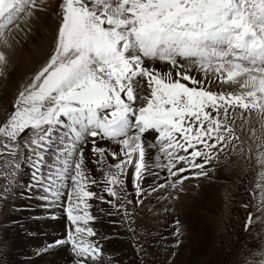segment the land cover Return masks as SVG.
I'll list each match as a JSON object with an SVG mask.
<instances>
[{"label": "bare ground", "instance_id": "obj_1", "mask_svg": "<svg viewBox=\"0 0 264 264\" xmlns=\"http://www.w3.org/2000/svg\"><path fill=\"white\" fill-rule=\"evenodd\" d=\"M70 1L75 2L74 0ZM83 1L91 2L90 0H78L77 4H81ZM150 1L151 0H148L147 4ZM50 2L51 0H41L40 4H35L38 9L35 8L33 10L40 11L42 9L40 13L43 14H40L42 18L38 19L37 28L33 30V37H27L28 42L23 44L21 36V38L17 40L19 41V43H16L17 45L12 42L11 45H8L6 50L0 48V62L7 61V57L5 56L6 52L9 56V60L13 58L16 65L18 63V72L27 69L33 62L40 60L43 55L44 47L40 44L41 38L54 33L57 29H62V34H66L72 39V52L80 59L75 74L71 75L69 78L73 79L75 77L76 85L87 92H96L97 89H99L101 91L99 95L101 96L100 98L99 96L97 97L100 99L98 104L112 101L114 105L118 106V109L115 107L110 108L107 115L116 120L117 123L113 124V128L117 131L114 132L113 129L107 128V132L105 133L107 137L105 138L99 135L92 140L88 137H84L82 141H80L84 133L79 132L80 127L75 124L72 118H83V115L72 114L70 117L63 116L59 119L58 124L60 127L57 125H50L47 129L38 133L39 136H42L45 132L49 131L47 136L40 137L43 141H46L48 138H54V141H50V143L44 145L46 146L45 151H47L44 154L46 158H48L44 159V161L49 162V165L45 163L42 164V168L48 172L51 171L53 175L48 176L49 180L42 187L47 189L48 193L41 192L38 195L34 194L33 198L34 188L29 186L23 187L21 195L26 196V200L31 201L24 203V200L19 198L22 204L20 208L8 214L7 219L9 222L5 224V228L9 229L13 236L11 257L14 258L10 264H57L56 260H58V263L70 264L71 262L65 254L66 251H63V248H66L65 245L60 244L61 247H57L59 243L57 239L59 234L60 237L63 234L64 237L67 235L65 239L67 238L68 248L77 247L74 255L69 248L71 255L75 258L78 256L84 259L86 254L82 251L83 248H94V246L99 244H105V237H98L96 234L97 231H100L97 226L99 224L101 225V218L107 217L112 213V209L110 208L111 204L107 205L109 206V211L105 214H97L95 210H88L89 206L93 204L94 201L89 198L90 195L86 196L84 192L90 191L93 193L95 188L92 189V187L99 188L100 186H104L109 192V189H112L114 185L118 183L122 185L127 178L126 175L129 170V168L127 169V165H131V168L134 169V173L136 174L141 170H147L150 165H153L155 167V175L153 178L151 175H148L143 180H138V182L136 180L134 181V186L135 182L136 184L140 183L139 192L136 191V193L143 196V194L148 191H154L157 186L156 193L148 195L145 205L147 203H154L153 197L155 195L157 199L167 201L163 199L165 193L162 187L164 185L160 186L159 183L163 184L169 174H182L181 171L185 164L188 165L187 163L190 162L192 164H190L191 167L197 166L199 161V154L197 155L192 152L193 146L189 143L180 141L182 135L180 130L178 131L179 128L177 124L179 121H184V118L181 116L183 115V117H185L187 115L188 124L184 127L185 129L188 125H194L195 133L198 131L197 134H201L203 130L199 132L201 129L197 126L198 117L203 108H206L205 104L208 100L218 104V112L227 111L226 116L229 112L235 111V107L238 105L242 106L240 110H246V106L257 108L258 105L264 101V75L259 76L258 74L260 71L257 72L258 74L240 73L242 69L234 62L227 64L220 63L217 65H204L198 61L183 63V61L180 60H184V58L181 54H178V52L177 54L172 52L171 58H174L172 60H168L170 57L151 58L141 54V52L136 49V39H134V35L139 32H147L151 30L154 25L158 24V22L163 21L184 24L187 25V29L199 27L202 33L199 39L203 37L222 41L228 39L235 45L237 42L241 41L237 37H233V33L235 32L250 34V37L255 35V33L260 34V30H255V27L251 25V19H247L248 17L244 16L243 13L238 12L237 17L233 18L234 13H229L225 10L219 13L217 12L218 7L209 4L203 8V14L200 15L199 10L196 15L195 10L193 13L194 16L191 18V16L186 13L188 8L183 4L184 9H182V12L184 13V17L181 18V20H178V18L174 19L175 16L171 12L167 13L169 16L166 15L162 20H158L159 15L163 14L166 10V7L162 6L163 2L153 3L154 0H152L151 6L148 7L150 4L147 5L140 0L137 5L138 9H133L126 14L125 11L121 12L117 9L113 2H104V4L93 2L94 6H87L83 2L82 6L73 8L69 0H67L60 5L63 17L59 18L55 14L48 13V10L52 11ZM44 8L46 11H43ZM160 8L162 12L157 15L155 19L156 12ZM201 8L202 7H200V9ZM18 16L5 27L11 25ZM140 19L142 24L139 22ZM23 20L26 21L27 18ZM131 21L133 22L131 23ZM166 28L167 25L163 27V32H167ZM39 30H41V32ZM20 47L25 48L19 50L18 48ZM128 54H131L132 57L130 58ZM167 62H172V64L169 65ZM261 70L264 72V69ZM139 72L141 74H139ZM15 73L17 74V72ZM129 73H131L130 77H124ZM14 78L16 77L14 76L12 80H14ZM244 79L249 80L247 88L243 86ZM190 80H196L197 84L192 85ZM217 80L220 82H217ZM223 80L227 82L224 84ZM238 86L243 87V89ZM8 89L9 87L7 88L6 85L2 87L1 92H5ZM185 91L188 93H185ZM221 91L235 93L223 97ZM247 95L254 101H246V103H244L242 97ZM191 96L198 104L197 110L190 108ZM176 97H180L179 99L182 104L177 101ZM237 98L243 101H237ZM231 105L232 107L228 112V108ZM85 111L90 112L89 110ZM248 113L257 117L260 115V112H255L253 109ZM259 119L264 120V118ZM226 120L229 119L227 118ZM155 123H161V125L164 126L161 128V132L154 128L147 127ZM63 127H66L68 130L63 132ZM257 128L264 132V124L263 126H257ZM57 129H60L59 131L61 132L59 133ZM72 129L76 132V142L71 139V136L73 137L74 135ZM141 129H145V131H141ZM152 133L155 134L156 141H158V144H155V148L153 142L148 139V136ZM158 134H160V137H158L160 139L157 138ZM30 135L31 134H28V136ZM204 136L208 138L207 134ZM211 136L215 138L213 135ZM173 138L174 140H172ZM161 139H163L164 144H166L165 141L169 142V140H171V142L180 145L181 148H183L181 154L167 153L160 149L159 143L162 141ZM89 140L90 142H88ZM156 141L154 140V142ZM136 147L139 149V156L135 165H132L133 159L131 158V154ZM165 147L164 145V148ZM54 151L56 152L53 153ZM63 151L71 152L72 155L76 156L75 161L81 169L80 173H82L83 170L86 172L88 169H91L95 177L92 185L88 174H84L81 176H85L84 178L80 177L78 179L80 173L75 172L76 170L72 168L70 161H67L68 156L62 154ZM143 156L146 157L145 160L144 158L142 159ZM150 156L152 160H148ZM171 158H179L180 160L177 164V161L175 162L171 160ZM193 160L194 163H192ZM36 165L33 166L35 167L34 175H32L30 171H25L27 184L30 182V178L40 174V169ZM50 166H52L53 169ZM163 166L167 169V172L159 169V167ZM191 167H189V171ZM119 171L121 174H119ZM69 172H72L70 176ZM57 174L60 176L55 177ZM185 175H187V173L184 174V176ZM210 175L211 174H209V176ZM169 180L172 181L171 178ZM142 183H144V185H141ZM167 184L168 183L165 185ZM209 184L210 183H208V185ZM90 185L91 187L89 188ZM136 187L137 186H135V188ZM211 188L209 187L204 193L202 192L203 194L201 193L199 198L193 199L191 202L188 201V198V202L184 199H179L177 202L175 201L176 203L174 205H176V208L168 209L166 214L165 211H161L160 216L163 215L162 217L166 220L164 229H166V231L179 229L180 232H183L184 226L181 225V222H183V220L186 221L189 216L187 221L189 227L192 229V234L198 235V222L203 221L202 219L205 214H211L216 205L214 196L217 191L214 189V185ZM53 190H58L59 193L61 192L62 194L69 195L65 202V208L70 225H68L67 222H63L64 215L61 214L62 212L60 210L64 206L63 199H61L59 193H55ZM175 193H177V191ZM81 196L83 200L80 199ZM85 198H87V200L90 199L89 201H91V203H86L84 200ZM45 202H49L48 206L50 208L45 215H41ZM51 202H53L52 205H50ZM197 202H202L201 204L208 203L210 206H205V208L203 206L204 204H200L199 208L195 206ZM105 203H111V200H107ZM27 205H32V210H25L24 207ZM100 206L101 205H99V207ZM161 207L162 206L158 209ZM105 210L103 211L105 212ZM175 210L176 212L174 213ZM26 213L30 214L31 226L22 221L23 217H25L23 215ZM146 214L150 215L152 211L149 210ZM59 219L61 223H58ZM148 219L151 220L149 217ZM152 220L151 222L155 221L154 219ZM31 227L33 228L32 247H24L25 244L22 245L20 238L21 236L24 239L26 238L24 232H29L31 235ZM46 227L49 231H46ZM108 230V233H110V231H115L114 228H108ZM197 235L196 237H198ZM54 240H56V243H54ZM202 240L203 239L200 238L201 247L204 243V240L203 242ZM150 257L154 258V255L150 254ZM101 262L102 261H99L98 264H101ZM183 263L182 261L178 262V264ZM102 264H112V262L108 260L103 261Z\"/></svg>", "mask_w": 264, "mask_h": 264}, {"label": "rangeland", "instance_id": "obj_2", "mask_svg": "<svg viewBox=\"0 0 264 264\" xmlns=\"http://www.w3.org/2000/svg\"><path fill=\"white\" fill-rule=\"evenodd\" d=\"M40 1L28 0L27 6H24L17 19L11 25L0 29L1 49L6 50L12 42L14 44L19 43L17 40L21 36L23 44L28 42L27 37L33 35V30L38 25V19L42 18V15H40L43 14L40 13L42 9L40 11L33 10L35 8L38 9L35 4H40ZM64 1L67 0H54V2L51 0L52 11L48 10V13L62 18L63 14L60 5ZM141 1L147 4L148 0ZM220 1L229 2L233 0H219L218 4L222 3V5L219 6L217 4V6H223L221 9L218 8L217 12L219 13L225 10L226 6L234 3L233 1V3L227 5L228 2H224L223 4ZM69 2L73 8L82 6L83 2L87 6H94L93 2L87 1H83L81 4H74L75 2L70 0ZM176 2L179 3L181 0H176ZM200 2L201 0L197 4ZM151 4L152 0L147 4L149 5L148 7ZM173 4H175V1L169 0L167 6H172ZM238 4L239 8L234 9L233 18H236L239 12L247 16L249 20L252 19L260 23L264 21L258 11L259 8L264 6V0H241ZM43 11H46V9L44 8ZM225 11L230 13L231 9ZM127 12H131V10L125 11L126 14ZM262 15L264 17V10L262 11ZM25 18H27L26 21L23 20ZM39 31L41 32V30ZM56 31L41 38L40 44L44 47L41 59L33 62L27 69L21 70L22 73L18 72V63L16 65L13 58L9 60L6 52L7 61L0 62V264H10L12 259H14L11 257L13 236L11 235V231L5 228V224L9 222L7 219L8 214L20 208L22 204L19 198H22L24 203L31 201L26 200V196L21 195L22 188L25 186L33 187V198L34 194L38 195L41 192L48 193V190L42 187L49 180L48 176L53 175V173L42 168L43 163L49 165V162L44 161V159H48L44 154L47 152L44 145L50 143V141H54V138H48L46 141H43L40 137L47 136L49 131L45 132L42 136H39L38 133L47 129L49 127L47 124L50 122H55L57 118L63 117V114L66 116L88 103L83 91L74 85L75 81L69 80L71 70L76 69L80 62V59L72 52V39L66 34H62V29H57ZM24 48L20 47L18 49L23 50ZM172 59L174 58L168 60ZM180 61L191 63L194 60ZM227 63L231 62L228 61L225 64ZM171 64L172 62L169 63V65ZM204 65L208 64L205 63ZM237 66L242 69L240 73L258 74L257 72L260 71L258 75H264L261 69L247 67L246 65L241 66L239 64ZM14 76L16 78L12 80ZM220 81L217 80V82ZM225 82L227 81L223 80L224 84ZM192 83L196 84V82ZM248 83L249 80L244 79V88H247ZM6 85L9 89L1 92L2 87ZM238 87L243 89V87ZM100 92L99 89L96 92H87L96 97L94 105L100 101L97 98L98 96L100 98ZM185 93L188 92L185 91ZM234 93L221 91L223 97L233 95ZM245 97H242L244 101L240 98L236 100L243 101L244 103L246 101H254L248 95ZM179 98L176 97L177 101L181 103ZM191 99L190 108L196 109L198 104L193 97ZM263 102L257 108L246 106V110H240L242 106L238 105L235 107V111L229 112L232 107L231 105L228 108L229 113L226 116L227 111L218 112V104L208 100L205 104L206 108H203L198 117L197 126L201 129L199 132H202V130L203 132L201 134L196 133L192 138L190 134L192 132L195 133V126L188 125L185 129L184 127L188 124L187 115L185 117L181 116L184 118V121L178 122V131L180 130L181 135L192 140L195 152L200 157L197 166L191 167V163L189 162L187 163L188 165L185 164L183 166L182 174H169L163 184L159 183L160 186L164 185L162 187L165 193L163 199L167 201L157 199L155 195L153 197L154 203H147L145 205L146 198H148L149 194L156 193L157 186L154 191H148L143 196L136 193V191L139 192L140 183L136 184L135 182V186H137L135 188L134 181L143 180L148 175H151L153 178L155 175V167L153 165H150L147 170L139 171V174L134 173L131 165H127V169L129 168L127 175L129 176L126 175L127 178L122 185L119 183L114 185L112 189H109V192L104 186H100L99 188L92 187V189L95 188L93 193L90 191L84 192L86 196L90 195L89 198L94 201L88 210H95L97 214H105L109 211V206L107 205L111 204L112 213L107 217L101 218L100 221L102 223L97 226L100 231H97L96 234L98 237H105V244H99L97 245L98 247L94 246V248H83L82 251L86 254L84 259L78 256L76 258L73 257L71 253L74 255L77 247H69L70 253L67 241L63 236L64 234L61 237L59 234L57 247H61L60 244L65 245L66 248H63V251H66L65 254L71 262L70 264H98L99 261H102V264L103 261L108 260L112 264H178L181 261L182 263L184 262L183 264H264V132L257 128V126H263L264 124V120L259 119L264 118ZM251 109L255 112H260V115L257 117L248 113ZM203 116H205L204 119ZM28 134L31 135L28 136ZM205 134L208 135V138L204 136ZM211 135L215 138H212ZM161 140V144L159 143L160 149L167 153H173V151L178 150L177 144L171 142V140L169 142L165 141L166 144H164L163 139ZM155 144L157 145L158 141L153 142L154 148L156 147ZM164 145L166 146L165 148ZM62 154L68 156L67 161H71L72 168L76 170L75 172L80 173L81 169L75 161L76 156L67 151H63ZM138 154L139 149L136 147L131 154V158L133 159L132 165H135L139 156ZM143 158L144 160L146 159L145 156ZM148 160H152V157L150 156ZM171 160L177 161L178 164L180 159L171 158ZM192 163H194V160ZM34 165L39 167L40 174L30 178V182L27 184L25 171H30L34 175ZM50 167L53 169L52 166ZM189 167H191L190 171ZM159 169L167 172L164 166L159 167ZM189 172L192 173V176ZM71 173L69 172V176ZM186 173L187 175L184 176ZM84 174L89 175L92 185L95 177L91 169H88L86 172L83 170L78 179ZM119 174H121L120 171ZM209 174L211 175L209 176ZM56 176L59 177L60 175ZM170 178L172 181L169 180ZM166 183L168 184L165 185ZM208 183L210 184L208 185ZM141 185H144V183ZM213 185L217 191L214 196L216 205L211 214H205L202 219L203 221L198 222V235L196 234L198 237L192 234V229L189 227L187 221L189 218L187 214V220L181 222V225L184 226L183 232H180L179 229L169 231L164 229L166 220L162 217L163 215L160 216L161 211H165L166 214L168 209L176 208L174 204L179 199L191 202L193 199L199 198L202 192L204 193V191L209 187H213ZM176 191L177 193H175ZM68 197V194L64 196L65 202ZM80 199H82V196ZM84 200L86 203H91L87 198ZM107 200H111V203H105ZM201 203L197 202L195 206L200 208ZM52 204L53 202L50 205ZM203 204L201 205L204 207L210 206L208 203ZM48 205L49 202H45L41 215L46 214L50 208ZM99 205L102 207H99ZM160 206L162 207L158 209ZM24 209L32 210V205H27ZM149 210L152 211V214L147 215L146 212ZM23 216L25 217H23L22 221L31 226L30 214L26 213ZM152 219L155 221L151 222L153 221ZM58 223H61L60 219ZM108 228H114L115 231L108 233ZM46 231H49V229L47 228ZM24 234L26 238L24 239L21 236L20 242H22V245L25 244L24 247H32L33 228L31 227L32 236L29 232H24ZM200 238L204 240L202 247L200 246ZM56 240H54V243H56ZM150 254L154 255V258H151ZM56 261L57 264H62V262L58 263V260Z\"/></svg>", "mask_w": 264, "mask_h": 264}]
</instances>
